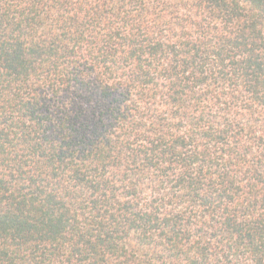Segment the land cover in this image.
Instances as JSON below:
<instances>
[{
	"label": "trees",
	"instance_id": "trees-1",
	"mask_svg": "<svg viewBox=\"0 0 264 264\" xmlns=\"http://www.w3.org/2000/svg\"><path fill=\"white\" fill-rule=\"evenodd\" d=\"M0 264H264V0H0Z\"/></svg>",
	"mask_w": 264,
	"mask_h": 264
}]
</instances>
